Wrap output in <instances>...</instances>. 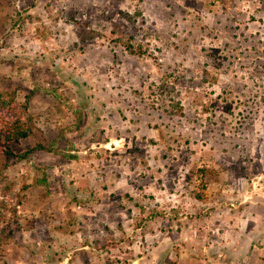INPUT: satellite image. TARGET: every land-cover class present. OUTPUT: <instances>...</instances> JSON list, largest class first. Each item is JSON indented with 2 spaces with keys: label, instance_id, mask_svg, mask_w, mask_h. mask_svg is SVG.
Returning a JSON list of instances; mask_svg holds the SVG:
<instances>
[{
  "label": "rangeland",
  "instance_id": "rangeland-1",
  "mask_svg": "<svg viewBox=\"0 0 264 264\" xmlns=\"http://www.w3.org/2000/svg\"><path fill=\"white\" fill-rule=\"evenodd\" d=\"M0 90L33 129L0 180V264L242 259L229 228L264 204V0H0Z\"/></svg>",
  "mask_w": 264,
  "mask_h": 264
},
{
  "label": "crops",
  "instance_id": "crops-1",
  "mask_svg": "<svg viewBox=\"0 0 264 264\" xmlns=\"http://www.w3.org/2000/svg\"><path fill=\"white\" fill-rule=\"evenodd\" d=\"M261 208L251 207L253 212L242 214V218L238 221H233V227L229 228L230 240L229 243L238 242L241 250V258L237 259L233 255H230L227 262L229 264H263L261 263L262 256H264V237L255 240L262 234L264 228V204H261ZM250 207V206H249ZM205 226V224L203 225ZM206 230V242L210 240L211 226L208 224L205 226ZM229 227V225H228ZM239 228V229H238ZM260 228V229H259ZM262 228V230H261ZM236 236L234 237V234ZM229 236L223 238L228 240ZM211 241V240H210ZM212 242V241H211ZM242 260V262H241ZM264 260V258H263Z\"/></svg>",
  "mask_w": 264,
  "mask_h": 264
},
{
  "label": "trees",
  "instance_id": "trees-1",
  "mask_svg": "<svg viewBox=\"0 0 264 264\" xmlns=\"http://www.w3.org/2000/svg\"><path fill=\"white\" fill-rule=\"evenodd\" d=\"M10 99H5L7 96ZM16 99V91H2L0 90V180L6 177V173L11 161L17 157V154L12 149V143L18 141L21 138H26L33 133V129L30 125L20 124L16 121L6 120L7 116L5 111L8 109L10 104ZM30 103V97H28L27 102L23 105L22 110L20 111L21 117L23 114L28 111ZM19 115V114H18ZM37 148L39 149H51L45 147L42 144H38ZM28 154L25 153L21 157H26ZM14 213L17 210H13ZM8 232L5 233V238H12L14 232L12 228H8Z\"/></svg>",
  "mask_w": 264,
  "mask_h": 264
}]
</instances>
